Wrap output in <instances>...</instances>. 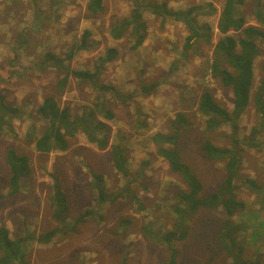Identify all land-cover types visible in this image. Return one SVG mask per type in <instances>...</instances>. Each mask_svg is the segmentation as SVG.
<instances>
[{
  "label": "rangeland",
  "instance_id": "rangeland-1",
  "mask_svg": "<svg viewBox=\"0 0 264 264\" xmlns=\"http://www.w3.org/2000/svg\"><path fill=\"white\" fill-rule=\"evenodd\" d=\"M154 1H165L173 10L212 4L214 12L199 18L210 29L209 43H199L201 56L182 51L188 35L182 23L164 21L149 12L143 13L146 37L136 50L130 49L128 38L112 40L110 23L129 15L132 6L127 0H103L104 12L98 16L86 11L87 0H0V93L22 113L19 119H12V132L0 134V227L8 230L11 239L26 240L57 227L59 224L52 218L49 204L54 181L65 194L69 221L93 206L91 173L103 176L106 192L124 190L122 198L107 204L98 213V220L80 222L72 232L66 233L70 229L62 228L47 245L28 240L25 264H121L124 258L126 264L166 263L167 248L148 240L142 227L151 226L160 234L172 226L166 191L169 186L181 187L182 181L156 155L150 136L156 132L172 133L177 114L185 118L177 131L181 156L201 181L202 194L215 191L224 180L223 162L204 157L199 145L208 136L217 146H228L230 141L225 135L230 130L225 125L207 134L204 119L196 111L199 96L207 89L218 104L228 110L232 108L230 89L211 78L209 71L213 47L221 37L216 24L224 0ZM254 10L255 0H243L239 15L245 25H257ZM84 30L90 31L91 47L76 53L66 64L71 71H90L95 64L100 65L98 57L106 49H116L114 58L103 65L101 81L111 85L129 103L110 98L108 106L114 118L100 120L109 128L106 133L109 143L121 135L129 167L137 176L134 183L126 182L114 170L109 147L98 148L81 132L69 139L66 151L44 154L35 150L34 141L27 135L32 124L27 113L33 112L45 97H53L60 107H68L74 115H81L92 104L95 94L89 85L78 84L69 75L64 89H59L62 71L50 68L41 72L33 67L46 52L65 56ZM263 64L264 46H261L253 65L252 95L260 82ZM152 82L157 83L156 88L146 96L140 95V87ZM255 119L251 100L238 122L240 141L248 135ZM33 125L36 130L42 124L34 121ZM241 147V175L264 185V150ZM8 150L26 156L30 168L29 176L15 192L9 184ZM127 194L134 195L136 201L130 200ZM236 194L246 208L244 215H236L235 219L245 221L250 213L264 215L255 194L245 186ZM223 218L219 208L199 210L188 224L187 238L174 245L179 250L176 264H227L224 253L215 245V232ZM122 219L127 223L122 224ZM259 250L263 252L264 245L257 251L249 246L248 256L254 257Z\"/></svg>",
  "mask_w": 264,
  "mask_h": 264
},
{
  "label": "trees",
  "instance_id": "trees-1",
  "mask_svg": "<svg viewBox=\"0 0 264 264\" xmlns=\"http://www.w3.org/2000/svg\"><path fill=\"white\" fill-rule=\"evenodd\" d=\"M131 4L128 16L115 19L110 23L109 35L112 40L128 38L130 49L136 50L146 37V22L143 13L152 15L171 22L182 23L188 35L182 44L184 53L202 52L199 43H209L210 29L207 23L199 22L201 16H209L214 12L211 3L204 5H192L186 9L173 10L167 3L154 0H127ZM243 0H224L219 14L216 28L221 37L215 43L212 57L209 63L211 78L221 86L229 88L232 93V108L222 107L215 101L211 92L204 90L198 99L196 111L204 119V132L207 134L227 126L230 133L225 135L229 139L228 146H217L210 137L205 136L199 145L200 152L207 159L223 162L225 177L220 186L208 195H203V187L198 177L191 171L181 156L179 132L185 118L181 114L175 116L173 132H156L150 136L151 142L156 147V155L162 158L169 169L177 174L182 181V186L175 189L167 188V201L172 212V226L170 230L158 233L151 226L142 227V233L148 240L165 247L168 250L167 262L164 264H176L179 250L174 246L182 242L188 235V224L191 218L201 209L219 208L224 213L215 232V245L224 253L228 260L227 264H264V251L260 250L254 257L248 256V247H255L256 251L264 245V215L250 213L245 221L236 218V215H244L246 204L237 198V191L243 186L253 194L264 210V185L256 180L245 178L241 175V162L243 149L241 146L251 147L258 152L264 150V64L260 82L252 95L253 65L260 55V47L264 46V0H255L254 18L257 25H245L244 19L239 15V7ZM86 11L92 16H98L104 12L103 0H87ZM90 31L84 30L79 40H75L66 55L61 56L53 52H46L41 60L33 64L37 71L44 72L54 68L62 71L63 78L58 87L64 89L69 75L77 79L78 84L89 85L95 94L92 104L81 115L71 114L68 107H60L53 97H45L33 112L27 116L32 119L28 138L34 141L37 152L44 154L52 151H66L69 148V139L81 132L86 136L89 143L100 149L109 147L114 170L128 183H134L136 173L132 172L123 146L122 137L115 142L109 143L106 135L108 126L104 120L114 118L109 109V99L114 97L121 99L124 104L129 103L122 99L111 85L101 81L103 65L112 60L117 54L116 49L108 48L103 56L98 57L100 65H94L93 69L83 71H71L66 62L81 51L88 50L91 45L88 42ZM1 78V77H0ZM155 82L143 84L139 94L146 96L156 88ZM63 91V90H62ZM128 96V95H127ZM129 98V97H128ZM253 102L255 122L251 126L247 136L241 141L237 138L239 133V119L249 103ZM24 112V111H23ZM22 116L20 109L6 102L5 95L0 93V134L12 132L11 121ZM34 121L42 125L35 130ZM172 128V127H171ZM6 161L10 169L9 184L11 191L19 190L22 181L29 176L30 168L26 156L18 155L14 150H8ZM52 195L49 197L51 215L57 227L45 232L38 237H30L28 240L36 241L40 245L49 244L62 228L72 232L75 225L96 219L98 213L109 203H114L122 198L124 190L108 193L105 190L104 178L101 174L91 173L90 187L94 197L93 206L78 214L75 220L69 221L66 197L60 185L54 181ZM128 195V194H127ZM129 199L136 201L134 195H128ZM138 210L143 211L142 206ZM251 220V222L248 221ZM122 221L125 224L127 221ZM249 229L247 232L246 230ZM61 233H63L61 231ZM64 233V234H66ZM23 237L11 239L8 230L0 227V264H25L27 241ZM121 264H126L125 258Z\"/></svg>",
  "mask_w": 264,
  "mask_h": 264
},
{
  "label": "crops",
  "instance_id": "crops-1",
  "mask_svg": "<svg viewBox=\"0 0 264 264\" xmlns=\"http://www.w3.org/2000/svg\"><path fill=\"white\" fill-rule=\"evenodd\" d=\"M10 237V236H9Z\"/></svg>",
  "mask_w": 264,
  "mask_h": 264
}]
</instances>
